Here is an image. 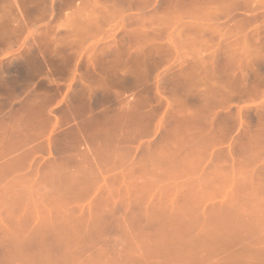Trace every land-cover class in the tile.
Segmentation results:
<instances>
[{"label": "rangeland", "instance_id": "1", "mask_svg": "<svg viewBox=\"0 0 264 264\" xmlns=\"http://www.w3.org/2000/svg\"><path fill=\"white\" fill-rule=\"evenodd\" d=\"M259 4L264 0H55L56 27L45 30L51 40L41 51L78 58L63 89L87 101L81 145L104 159L103 185L161 181L167 199H33L22 188L12 196L0 187V264H190L182 249L258 238L225 233L264 231V84L232 74L230 88L216 83L209 97L207 82H193L205 77L182 68L259 43L264 51ZM54 135L41 138L35 173L55 169L52 151L42 154L47 148L78 145L69 134ZM202 146L231 148L230 165L220 155H197ZM145 147L163 155L144 156ZM223 180L231 199H197L201 184Z\"/></svg>", "mask_w": 264, "mask_h": 264}, {"label": "crops", "instance_id": "2", "mask_svg": "<svg viewBox=\"0 0 264 264\" xmlns=\"http://www.w3.org/2000/svg\"><path fill=\"white\" fill-rule=\"evenodd\" d=\"M264 6L259 4V27L263 26ZM64 27L71 19H64ZM56 27L55 0H0V187L17 194L22 188L33 199H167L161 181L130 178L126 185L107 186L102 183L104 159L95 148L81 145L88 139L87 101L65 97V76L78 58L69 52H42L41 44L50 43L45 30ZM238 55L224 53L197 58L182 68L189 75L203 76L193 80L207 82L210 97L218 83L228 90V75H252L256 85L264 84V51L259 46ZM218 75L219 78H215ZM102 112L97 111V118ZM74 137L70 148L46 149L43 155L53 158L55 169L35 173L39 164L40 140L51 133ZM138 134L146 135L145 131ZM55 135L53 137H55ZM136 133L134 132V136ZM211 147L196 149L199 156H223V166L230 165L231 148L212 152ZM144 156L163 155V149L145 147ZM242 155H253L240 150ZM264 155V149H259ZM145 162L151 160L144 159ZM159 164L161 160L156 161ZM221 162V161H220ZM31 181H33L31 183ZM226 180L201 184L197 199H231ZM225 233L258 238L239 239L238 243L202 244L182 249V261L190 264H264V231Z\"/></svg>", "mask_w": 264, "mask_h": 264}]
</instances>
